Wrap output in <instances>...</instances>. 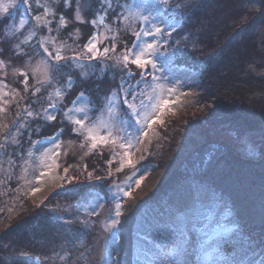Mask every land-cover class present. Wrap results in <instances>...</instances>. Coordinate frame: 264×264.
Here are the masks:
<instances>
[{
    "label": "trees",
    "instance_id": "obj_1",
    "mask_svg": "<svg viewBox=\"0 0 264 264\" xmlns=\"http://www.w3.org/2000/svg\"><path fill=\"white\" fill-rule=\"evenodd\" d=\"M256 1L259 0H161L160 13L174 23L172 28L162 25L157 35L166 41L159 49L166 52L170 67L179 70L192 67L195 71L196 54L190 49V39L200 45L198 126L196 103L191 113L187 110L179 115L171 114L162 125L156 124L159 133L137 164L149 167V172L122 203L116 227L115 264H146L155 260L161 264H183L169 259L171 243L176 239L173 236L174 240L169 241L165 229L174 224L177 212L188 210L196 177L203 193L204 214L209 205L223 204L231 214L230 219L238 224L229 238L216 237L208 242V232L216 224V216L206 223L204 241L208 243L202 264H264V158L252 159L239 151L242 138L264 125V73L259 74L264 70V37L257 29L264 26V0L257 9ZM119 2L124 5L123 9H117L120 19H113L115 12L105 17L112 27V37L105 40L110 50L106 56H96V60L90 59L94 55L85 49L89 37L101 27L98 22L90 23L100 15L95 12L96 0L92 2V10L82 12L87 22L74 20L76 5L71 0V7L63 13L68 21L65 27H59L63 0L59 7L54 0H44L40 8L35 0H29L27 5L16 0L17 6L9 10L7 18L0 13V48L4 49L0 59L5 64L0 69V81L6 82L3 86H10L11 92H20L17 104H0L1 113H10L8 125L0 130V143L9 145L5 154L0 155V170H9L1 183L2 188L8 185V190L0 195V264H38L36 258L40 264H86L87 258L78 251L74 239L69 241L72 252L69 258L64 259L58 247L67 235L78 234L83 236L86 250L93 247L95 237L100 234L97 222L85 225V215L75 201L96 191L107 204L113 202L110 189L128 172L119 167L117 148L112 151L99 147L84 159L66 154L61 170L68 168L67 183L40 204H35L19 185L25 182L22 175L35 144L30 141L55 134L62 139H80V134L71 132L74 125L69 120L73 119L68 117L71 102L80 93L88 108L98 110L89 113L93 121L107 110L104 106L109 93L117 97L124 75L118 61H122L125 49L133 48L137 42L134 33L144 29L143 19L129 15L126 10L130 0ZM25 9L29 11L27 26L14 35L12 28L18 25ZM39 14H46L43 24L36 21ZM47 37L55 42L46 44ZM45 46L54 55L59 52L61 56L75 58L55 68L57 62L44 53ZM43 57H48L52 78L40 85L35 83L29 63ZM127 67L135 74L128 82L144 93L140 97L143 105L136 104L140 116L145 110L150 112L154 105L159 82L153 80L155 72L150 65L140 69L129 63ZM51 109H55L54 121L46 119ZM118 110L120 123L129 124L127 130L137 124L139 116L130 119L122 108ZM29 112L33 115L28 116ZM25 125L39 129L38 134L25 131ZM18 128L24 133L22 139L15 133ZM60 129H64L62 135ZM124 132L123 129L121 133ZM6 134H9L7 141ZM14 135L21 140V148L11 143ZM12 207H17V212L10 222L6 219L9 225L5 226L2 219ZM60 216L66 220L62 222ZM159 236L160 254L150 255L156 241H160ZM145 238L153 245L150 252L145 250L142 241ZM73 256L77 257L75 262Z\"/></svg>",
    "mask_w": 264,
    "mask_h": 264
},
{
    "label": "rangeland",
    "instance_id": "obj_2",
    "mask_svg": "<svg viewBox=\"0 0 264 264\" xmlns=\"http://www.w3.org/2000/svg\"><path fill=\"white\" fill-rule=\"evenodd\" d=\"M35 1L38 3L40 0ZM10 2H12V0H0V5ZM261 3V0L254 3L256 9ZM39 4L44 6V0L40 1ZM47 7L49 6H46L48 13L49 10ZM162 8L163 4L161 0H130L126 6L129 15L139 16L142 19L143 17H148V20L143 19L144 29L141 32L152 30L153 33L154 26L161 28V26L164 25L166 28H172L174 25L173 21L167 20V18L160 13ZM38 16L40 19H36L37 23L43 24L46 19V14H39ZM28 18L29 11L25 9L22 12L18 25L12 28L14 35L17 34L21 28H26ZM21 20L24 21L23 24H21ZM80 22H87L86 17L82 14ZM96 22L100 23L101 27L95 34L99 52H92L94 56L105 54L103 49L105 47L109 48V46L105 44V40L112 37V27L103 14L99 15ZM257 29H259L261 37H264V26L259 25ZM27 33L30 34L29 31H27ZM45 40L47 44V41H50L51 39H48L47 37ZM164 41L165 40H161L157 34L143 35L141 37V42H155L157 44L158 50L152 55V59L156 63V68H152V71L155 72V77L158 78L159 84L156 86L155 91L156 101L150 108V112L146 113L147 110H145L144 113L139 116L138 122L133 125V128L127 130L129 124L126 123V126H123V124L120 123L119 110L114 107L112 114L108 113L106 110L101 116L93 121L96 127L93 129L92 134L97 137L103 135L104 139L108 141L107 144L98 142L97 146L92 148V141L85 139L86 133L83 132L80 133V139L78 140L68 138L62 139L61 136L56 135L59 136V138L55 140V143L45 139L42 140L43 142L38 143V141H36L37 143L34 144L31 158L27 163L26 172L22 175L25 182L19 186H21L23 191L27 190L24 191V193L28 195L30 194V197L35 204H39L38 202L46 198L48 194L67 183L68 179H65V170L68 171V168H65V170L62 168L61 170L62 165L65 164L64 158L66 154H74L77 158L84 159L99 147L112 151H116L117 148L119 153L117 154L118 157H116V160L118 159L119 167L120 169L125 168L126 171H128L124 178L116 180V183L110 189L113 199L112 203L107 204L104 197L96 191L86 193L84 198L79 202L78 200L75 201V205L79 208L80 212L85 215V217H83L85 225L97 222L100 234L95 237L93 247L86 250L83 249V236L79 237L78 234L67 235L66 240L58 247L59 251L63 252L62 257L64 259L71 257L72 252L69 248V241L74 239L76 241L75 246L78 245V251L81 253L83 252L82 254L87 258L86 264H115L114 252L116 249V227L120 219L122 203L124 198L131 194V192L141 184L149 172V167H139L137 164L143 157V154L147 151V146L152 141V138L156 137V134L159 133L156 124L162 125L165 118L171 114L179 115L187 110L191 113L193 103H196L194 106L196 108V121L198 126L200 69H197L194 72L192 67H189L188 70H179L170 67L166 52L159 49ZM43 43L45 44V42ZM46 47L47 46H45V48ZM199 48L200 45L196 42L197 68L200 67L201 64L198 59L200 55ZM190 49L195 50V43L194 41L192 42V39H190ZM4 65V62L0 63V69L3 70ZM29 70L32 72L36 84L41 85L48 83L52 78L48 57H43V59H39V61L33 63L30 62ZM24 72L25 71H22V73ZM261 73H264V70L259 72V74ZM4 74L5 73L3 72V75ZM4 83L6 82L0 81V104H17L19 101L18 97H20L19 90L11 92V88H9L10 86H3ZM55 93L57 95V92ZM194 94L196 96L195 102ZM111 96L114 100L117 98L115 95L111 94ZM164 101H169V103L164 105ZM71 108L73 111L70 113L68 112V117L74 120L79 117V113L75 111L76 108L87 109L88 107L85 100L80 98L75 105L72 104ZM50 114L55 115V109H51ZM9 117V112H0V130L8 125ZM142 117L145 119L140 121ZM154 119L157 122L151 123ZM160 121H162V123ZM18 129L21 130V128ZM123 129L125 132L121 133ZM117 132L121 134L117 135ZM15 133L18 134L17 130ZM56 136L51 137L55 138ZM12 139L18 138L14 135ZM121 145H125V147H121ZM127 145L131 146L128 147ZM239 151L246 157L252 159L264 158V125L250 135L242 138L239 145ZM129 159L132 161L131 164L127 162ZM0 173V195H5L8 190V185L2 188L1 183L5 179L4 175L9 173V170L5 168L3 171L0 170ZM19 191L21 192L20 189ZM3 200L6 201L7 198H3ZM203 203V193L197 179L188 210L186 212H177L174 224L165 229V235L168 236L169 241L174 240L173 236H175L176 239L175 242L171 243L169 249L171 250L168 255L170 260H179L183 264H201L202 255L206 250L205 247L208 242L214 240L216 237L218 239H221L222 237L229 238L231 232L238 228V224L233 219H230L231 214L226 206H223V204L215 206L209 205L207 213L204 214L203 208L202 210L200 208V204L202 205ZM117 204L119 205V208L116 207ZM97 205H100V207H97ZM93 209H95V212ZM16 212L17 207L7 209V215L2 219V223L5 226H8L9 223L6 219L8 221L12 219ZM117 212H119V215H117ZM91 216H93V218ZM213 216H216V224L211 225L212 228L209 229V237H207L208 242H206V240L204 241V235L207 234L206 223L211 221ZM59 219L62 220V222L66 220L64 216H60ZM160 239H162L161 236H159L158 240ZM142 241H144L143 244L145 250L150 252L153 249V245L150 244L151 242L148 241L147 238L142 239ZM161 244L162 240L159 242L156 241L155 249L150 252V255L156 253L160 254L158 249ZM200 248H202L201 252ZM239 252L240 254H243L242 251ZM238 256L239 255H236V257ZM76 258V256H73L72 261L75 262V260H77ZM216 261L221 263L220 259ZM146 264H161V261H148Z\"/></svg>",
    "mask_w": 264,
    "mask_h": 264
},
{
    "label": "snow or ice",
    "instance_id": "obj_3",
    "mask_svg": "<svg viewBox=\"0 0 264 264\" xmlns=\"http://www.w3.org/2000/svg\"><path fill=\"white\" fill-rule=\"evenodd\" d=\"M22 3L28 4L29 0H21ZM93 0H74V3L76 5L75 9L73 10V18L76 21H81V14L83 11H90L91 5H92ZM54 3H56L57 7L60 5V0H54ZM64 3V8L60 12V24L59 27H65L68 23V21L64 17V11L69 9L71 7V0H63ZM97 7L95 9V12L97 15L103 14L104 17H106L110 12H115L116 15L113 17L114 20H119L120 19V12L117 11V9H123L124 5L120 4L119 0H96ZM16 0H12L10 3H6L3 5H0V12L5 14V18H7V14H9L10 9H15L16 8ZM37 8H40L41 5L39 3L36 4ZM47 11V9H46ZM37 20L40 19L39 16L36 17ZM144 20H148V17H143ZM24 21L21 20V24H23ZM48 23H51L49 21ZM90 23L92 25L96 24V19L93 18ZM51 30V29H49ZM161 33V28L160 27H155L154 26V33L152 30L145 31V32H136L134 33V36L136 37V41L133 45V48L131 49H125L126 54L123 55L122 61H118L119 64H122V67L120 68V71L124 74L122 76L121 81L119 82L118 85V92H117V98L114 100L111 96V93H109L108 99H107V104L104 106L106 107L108 113L112 114L113 113V108L120 109L122 108L125 114L129 116L131 119L132 116H139V112L137 110L136 104L139 102L140 105H143V100L140 99L141 96L144 95L143 92H139L137 88L132 85L131 83L128 82V78L130 76H134V73H131L128 71V64L135 65L137 68L140 69H146L149 65L151 68L155 69L156 68V63L152 59L153 53H155L158 48L157 44L155 42L148 43V42H141V37L143 35H153V34H160ZM114 40V37L112 38ZM55 41H50V43H54ZM14 47L19 48V45H15ZM85 49L88 53L92 52H99V48L97 47L96 43V35L93 34L92 36L89 37L88 43L85 45ZM112 51L115 50V43L112 45ZM44 53L47 54V56L50 58L51 61H56L53 65L55 68H59L62 66H65L67 63L71 62V59H74L75 57H64L59 54V52H56L54 55L52 51H49L48 48L43 49ZM105 56L109 52V48L105 47L103 49ZM4 54V49L0 48V56ZM16 57L20 56V53H14ZM24 55H27L24 53ZM11 59V58H10ZM90 59L96 60V56H91ZM64 61L65 64H61L59 62ZM0 63H3V61H0ZM156 78L153 76V80L155 81ZM68 82L69 84L72 83V77H68ZM141 83V81H137V84ZM39 91V89H37ZM115 91V90H114ZM59 95V92L57 93ZM83 96V93H80L75 100H73L71 103L75 105L79 99ZM169 101H164V105H167ZM54 107V106H53ZM100 109L99 111H102ZM73 109L69 108L68 112H72ZM75 111L79 113V117L74 119V120H69V123L74 125V127L71 128V132L79 135L81 132L86 133L85 139L91 140L92 144L91 147L95 148L97 146V143H104L107 144L108 141L104 139V136L101 135L97 137L96 135H93V129L96 127L95 123L93 122L92 118L89 116L90 112L93 111H98L96 109H93L91 107L85 109V108H76ZM33 113L29 112L28 116H32ZM39 116V113L36 114ZM47 120H56V115L54 114H49L46 117ZM86 121L88 122L86 124ZM157 121L154 119L151 121V123H156ZM162 123V121H160ZM25 131L29 132H36L38 134L39 129H31L30 126L25 125L23 126ZM106 127V126H105ZM18 135L23 138L24 133L21 132L19 129H17ZM64 132V129L59 130V134L62 135ZM8 135L6 134L5 140L7 141ZM59 136L54 137H46L49 141L52 143H55V140L58 139ZM11 143L15 145L17 148H21V140L18 139H12ZM30 143H37V142H31ZM130 147L131 145H127ZM9 147L8 143H0V155L5 154V150ZM121 147H125V145H121ZM129 164L132 163L131 159L127 161ZM119 170V169H118ZM66 171V170H65ZM139 183V182H138ZM97 207H100V205H97ZM117 208H119V205H116ZM95 212V209H93ZM117 215H119V212H117Z\"/></svg>",
    "mask_w": 264,
    "mask_h": 264
}]
</instances>
